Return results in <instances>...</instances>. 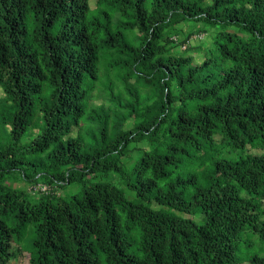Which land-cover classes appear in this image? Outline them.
<instances>
[{"label": "trees", "instance_id": "16d2710c", "mask_svg": "<svg viewBox=\"0 0 264 264\" xmlns=\"http://www.w3.org/2000/svg\"><path fill=\"white\" fill-rule=\"evenodd\" d=\"M22 256L264 264V0H0V264Z\"/></svg>", "mask_w": 264, "mask_h": 264}, {"label": "rangeland", "instance_id": "374dc122", "mask_svg": "<svg viewBox=\"0 0 264 264\" xmlns=\"http://www.w3.org/2000/svg\"><path fill=\"white\" fill-rule=\"evenodd\" d=\"M92 5H93V7H94V3H93ZM186 28H187V27H185L184 29H186ZM191 54H192V53H191ZM196 60H197V61H201V60H202V59H201V55H198V56L196 57ZM102 103H105V100H103V101H101V100H97V101H95V104H96V105H101ZM240 154H242V152L235 151L232 157H236V158H237ZM14 185H15L16 187H24V184H22V182H14ZM20 258H21V260H20V264H22V263H23L24 256H22V257H20Z\"/></svg>", "mask_w": 264, "mask_h": 264}]
</instances>
